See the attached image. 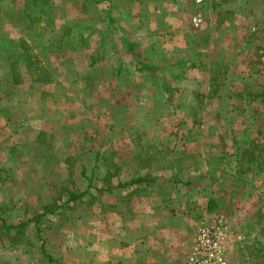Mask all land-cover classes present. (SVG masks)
<instances>
[{
	"label": "rangeland",
	"instance_id": "374dc122",
	"mask_svg": "<svg viewBox=\"0 0 264 264\" xmlns=\"http://www.w3.org/2000/svg\"><path fill=\"white\" fill-rule=\"evenodd\" d=\"M157 2L113 22L86 0H0V264H127L178 215L187 264L215 225L225 264H264V0ZM116 24L168 64L124 69L87 40Z\"/></svg>",
	"mask_w": 264,
	"mask_h": 264
},
{
	"label": "crops",
	"instance_id": "0c3cea01",
	"mask_svg": "<svg viewBox=\"0 0 264 264\" xmlns=\"http://www.w3.org/2000/svg\"><path fill=\"white\" fill-rule=\"evenodd\" d=\"M157 1L158 0H86V2L96 3L101 12V17L104 18L103 13H107V18L111 19L113 22L118 20H132L135 19V17L147 18L149 16L148 14L147 16L140 15V13L134 11L126 13V10L121 8L122 6L120 7L122 4H135L138 6L142 4L141 7L146 9V7L153 2L158 3ZM138 10L140 12V9ZM115 27L117 32L121 33L122 40H119V38L112 39L111 36H114L116 30L114 31L113 28L110 31L103 26L98 27L99 29H89L86 38L89 42L95 40V45H98V48L106 49L108 46H111L112 51L120 54L121 63L120 61L118 62V60L116 61L119 63V66L124 69L131 67L136 68L139 59L156 69L164 64H168L166 61L158 63L157 65L151 64L142 55L143 51H151L157 48L153 47L151 36L147 38L142 36L143 39H137L128 29L121 28L117 24ZM133 38H135V40ZM109 40H113V42L109 43ZM94 50L95 49L89 46L88 50L85 48L82 51L87 53L88 51ZM125 61H127V63H125ZM168 219L169 222L167 220L165 225L160 223L158 225L154 224L149 226L150 231L147 233V240L142 244L144 251L141 252L137 248L129 246L127 249L129 251L126 258L127 264H187L188 255L193 247V238H195L196 234V232H193L194 221L188 215L171 216Z\"/></svg>",
	"mask_w": 264,
	"mask_h": 264
},
{
	"label": "built area",
	"instance_id": "2783aa9c",
	"mask_svg": "<svg viewBox=\"0 0 264 264\" xmlns=\"http://www.w3.org/2000/svg\"><path fill=\"white\" fill-rule=\"evenodd\" d=\"M220 226L205 227L198 234L197 247L190 264H225L221 250Z\"/></svg>",
	"mask_w": 264,
	"mask_h": 264
},
{
	"label": "trees",
	"instance_id": "16d2710c",
	"mask_svg": "<svg viewBox=\"0 0 264 264\" xmlns=\"http://www.w3.org/2000/svg\"><path fill=\"white\" fill-rule=\"evenodd\" d=\"M139 71H142V72H145V71H155L156 68H154L153 66L151 65H148L146 63H144L143 61H141L139 59ZM164 90L168 91V85H165L164 86ZM262 97V99L264 100V93H262L260 95ZM152 182H156V179L155 178H152V177H148V176H142V177H138V178H134V179H131L129 181H126L125 183H121L119 184L118 186L119 187H123V188H126V187H130V186H135V185H138V184H143V183H152ZM86 195V192H83L81 194H74L70 197L69 201L71 202H76L78 201L80 198H82L83 196ZM56 211L55 208H51L49 206H46L44 208V211L43 213L39 214L38 216L35 217V223H38L40 222V219L43 218L44 216L48 215V214H52Z\"/></svg>",
	"mask_w": 264,
	"mask_h": 264
}]
</instances>
